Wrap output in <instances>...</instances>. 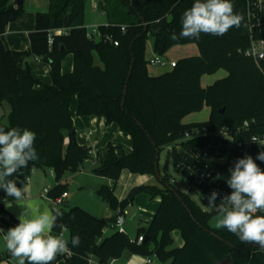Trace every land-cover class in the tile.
Masks as SVG:
<instances>
[{
	"label": "trees",
	"instance_id": "1",
	"mask_svg": "<svg viewBox=\"0 0 264 264\" xmlns=\"http://www.w3.org/2000/svg\"><path fill=\"white\" fill-rule=\"evenodd\" d=\"M17 1L22 3L0 11V37L11 22L25 13L23 0ZM88 1L50 0L49 10L35 15L26 50L8 49L0 38V103L6 99L10 104L8 122L0 127L33 131L38 153L37 160L30 161L27 167L6 180L18 181V187L22 188L32 171L42 168L52 170L57 182L49 189L51 198L67 192L60 183L66 172L81 169L87 160L93 159L92 149L76 139L69 109L75 94L78 115L104 116L108 123H117L120 131L133 138L131 153L120 154L122 148L108 142L97 152L92 168L94 174L112 181L104 184L99 194L115 212L120 202L115 193L116 183L122 171L157 175V151L160 155L163 147L183 139L186 132L206 125L210 134L193 135L183 143L181 151L170 152L175 169L183 175H187L188 170L182 171V166L192 163L196 148H203L207 156L228 149L227 141L218 146L220 141L215 132L223 128L234 132L245 120H254L246 132L249 135L264 133V75L255 61L243 53L250 44L244 0H231L234 13L243 16L239 28L232 27L223 36L201 33L198 40L170 39L172 33H180L181 17L194 0H103L100 10L108 24L99 26L101 35L96 39L88 37L85 25ZM56 30L64 32L55 33ZM148 39L154 41V52L159 55H165L178 44H195L198 54L182 57L174 68L151 75L145 55ZM69 53L74 55L73 72L64 74L62 61ZM95 54L102 66L95 64ZM31 57L50 65L51 84L36 88L40 81L32 74L28 61ZM219 70H225L227 76L204 87L202 76ZM205 107L211 110L208 120L183 121ZM240 137L242 134L235 135V140ZM232 150L237 159L251 155L264 170V162L256 160L259 148L238 154L236 149ZM209 170L214 177L218 174L222 177L219 180L230 193L232 190L226 183L230 175L228 166L210 161ZM160 182V185L139 187L150 199L159 197L160 201L154 216L138 227L134 238L117 229L110 236H104L108 223L101 222L80 206L67 208L58 204L53 210L59 209L62 217L57 220L52 235L60 236L66 228L63 238L69 241L73 254L65 259L63 254H58L51 264H92L93 259L99 264H109L125 251L170 264H218L228 257L227 264H264V249L242 242L226 228L209 226L215 210L209 212L201 208L182 190L184 186L172 190L173 184L166 175ZM199 188L208 190L206 185ZM18 223L19 220L10 215V220L1 224L7 232ZM175 230L181 233L182 246H174ZM75 235H79L81 242L73 248L71 238ZM141 235L144 239L139 242ZM11 257L7 252L0 260Z\"/></svg>",
	"mask_w": 264,
	"mask_h": 264
},
{
	"label": "clouds",
	"instance_id": "2",
	"mask_svg": "<svg viewBox=\"0 0 264 264\" xmlns=\"http://www.w3.org/2000/svg\"><path fill=\"white\" fill-rule=\"evenodd\" d=\"M231 0H194L192 6L181 17L182 29L170 39H200L201 33L223 36L227 31L241 26L243 16L234 13ZM36 134L27 129L0 127V189L7 197L16 201L24 200L27 188L18 187L11 177L19 169L27 167L30 161L38 159L34 147ZM256 160L264 162V150ZM230 175L226 183L232 190L221 195L213 190L205 199L208 207L219 212L222 217L215 225L226 228L245 243H254L264 249V170L251 155L238 158L228 169ZM214 179H222L218 174ZM219 199V203H217ZM7 207L12 205L6 204ZM62 217L59 209L48 210L27 204L17 216L19 223L7 230L3 237L11 256L18 258L19 264H51L58 254L70 253L69 241L62 236L52 235L57 220ZM79 235L71 238V246L80 245Z\"/></svg>",
	"mask_w": 264,
	"mask_h": 264
},
{
	"label": "crops",
	"instance_id": "3",
	"mask_svg": "<svg viewBox=\"0 0 264 264\" xmlns=\"http://www.w3.org/2000/svg\"><path fill=\"white\" fill-rule=\"evenodd\" d=\"M12 1H14V0H0V11L9 9L13 5H15L14 3H12ZM100 1L101 0H89L87 3L86 13H85V25H86L87 29H89V27H91L92 25H95V24L97 26H102V25L108 24L107 23L108 21L106 20V15L104 14V12H102L100 9H98L99 8L98 4ZM23 3L25 4V13L20 18H18L16 21L11 22L8 25L6 31L0 37L2 39L4 45L8 49H13V50H26V49H28L29 44H30L29 33L34 29V25L36 22L35 21V15L37 12H47L49 10L50 0H23ZM102 5H103V3H102ZM96 13L98 15L95 17L94 21H91L90 16L95 15ZM102 18L105 20L101 21ZM153 42L154 41L152 39H148L146 42L145 55H146L147 59L152 58L156 54L154 52V49H153ZM173 50L175 51L174 57L171 56ZM197 54H198L197 45H195V44H185V45L178 44V45H175L174 47H172L165 54V55H167L166 57L164 55L163 56L165 58L172 60V61H175V60L177 61L178 59H180L182 57L194 56ZM96 58H98L99 61H97ZM28 61H29V64L31 65V68H32V74L34 75V77L36 79H38L40 81V84L36 85L37 89L43 87L42 84H51L52 83V78H51V74H50L51 67L47 62H44L41 59L34 58V57L29 58ZM94 61H95L96 65L102 66V63H101L97 54L94 55ZM73 62H74V55L72 53L67 54L66 57L62 61V72L64 74L73 72ZM155 67H157V66H155ZM149 73L151 75H155V74H152L150 71H149ZM206 75H208V74H206ZM206 75H203L202 78ZM201 82H202V80H201ZM204 87H206V86H204ZM207 108H208V113L210 115L211 110L209 107H205V109H207ZM69 109H70V113L72 115L73 122H74V129L76 131V139L80 144L87 145L92 149V152H94L93 159H92L93 161L96 159L97 152L102 147H104L108 142H112L113 144L120 146L122 148L119 150L120 154L123 152L131 153L133 151V141H132L133 138H131V136L129 134H127L123 131H120L117 123H115V122L108 123V121L106 120V118L104 116H99V115H93V116L92 115H82V116H80L77 114V109H78L77 94H75L72 97ZM203 110L201 112H203ZM201 112L192 113V114L186 116L184 119H187L188 117L194 116V114L197 115ZM7 122H8V118L6 119V121L3 122V124H6ZM191 122H199V120H193ZM191 122H188V123H191ZM67 142H68V138L65 140V143H67ZM87 162H89V160H87L85 163H87ZM82 168H84V165ZM92 168H93V166L91 167V169ZM38 170L41 171L42 168L38 169ZM47 171L50 172V176H53V174H51V170H42V172L45 174H47L46 173ZM4 179L6 180L7 177H5ZM63 181H64V177L62 178L60 183L64 184ZM26 183L27 184H26L25 188H27L29 190V192H28V195L25 197V199L21 200V201H16L13 197H7L5 192L2 189H0V196L4 197L6 199V201L4 203V209L6 210V212L8 214L13 215L16 218L21 212V210H20L21 204H24V205L29 204L31 200H36V201L40 200V201H38L39 204L40 205L42 204L43 207L45 206L44 203L39 198V196L37 194H35V192H34V186L36 185V182H34L29 177L26 180ZM94 183H100L102 186L104 184H106V185L111 184L110 179H107L104 177H99V176H97L95 178ZM56 185H57V182H56ZM97 185H99V184H97ZM45 189H48V188L43 189V191L41 193L42 197H47V196L43 195ZM68 196H69V194L64 199L65 205L67 204L66 199ZM117 197L119 198V201L122 199V197H120L118 195H117ZM48 198L49 199L51 198L49 196V194H48ZM159 201H160L159 197L154 198V200H152V201H148L149 203H148V205H146V210L142 211L143 213L145 212L144 214L146 216H144V218H143V216H141L142 218L140 219V222L146 223L147 221H150V219L154 216V214L157 210V207L159 205ZM131 202H130V204H131ZM6 204H10L12 206L7 207ZM40 205H39V208H40ZM127 207L125 208V213L127 212ZM117 212L119 214H121L119 209H118V211H116V212L113 211L112 213H110L109 216L110 215H111V217L116 216L115 218H117L119 215V214L117 215ZM125 213H124V215H125ZM105 219H108V217H106ZM115 229H116V227L112 223H108V225L105 227V230H104V236H110L114 232ZM125 232L127 233L126 229H125ZM129 236L131 238L136 237L135 235L132 236L130 234H129ZM0 237H1L2 243L5 247V248H3L2 252L0 253V257H2L3 255H5L8 252V250L6 248L5 242L3 240V236L1 234H0ZM173 237H174V240H175V243L177 244V246L183 245V239L181 237V233L179 230L173 231ZM93 260H95V259H93ZM93 260H92V262H93ZM157 261L158 260L155 259L154 257L146 258L142 255L131 254L130 252L125 251L119 259L114 260V263L115 264H170V262L162 263V262H159V261L157 262ZM96 263L99 264L98 262H96ZM14 264H19V261L14 262Z\"/></svg>",
	"mask_w": 264,
	"mask_h": 264
},
{
	"label": "rangeland",
	"instance_id": "4",
	"mask_svg": "<svg viewBox=\"0 0 264 264\" xmlns=\"http://www.w3.org/2000/svg\"><path fill=\"white\" fill-rule=\"evenodd\" d=\"M98 14L90 16V20L94 21L95 17ZM105 19L102 18L101 21H104ZM107 20V17H106ZM175 51H172V55L174 57ZM165 57L167 55H164ZM97 61L98 58H96ZM149 58L148 60H150ZM148 70L155 75H159L167 70H170L169 67H162V66H153L150 63H148ZM227 75V72L225 70H219L218 72L214 74H208L202 78V84L204 86H208L209 84H212L217 79L223 78ZM3 102L0 103V124H3L4 121L8 118V114L10 111V104L9 101L6 99L2 100ZM209 113L208 108L204 109L203 112L199 114H194V116L188 117L187 119H184L183 121L188 123L193 120H199V122H203L208 120ZM201 120V121H200ZM223 136H227L224 134H221ZM182 141V140H181ZM181 141H178L176 143H172L169 146H165L160 151V159H159V176L157 175H151V174H135L130 172L128 169H124L121 173V176L116 183V194L120 197H122L121 200L125 199L130 193L134 191V189L139 188L142 185L146 184H157L160 185V179L161 177H164L165 175L169 179V183L171 185L174 181H181L184 180L185 186L182 187V190L188 193V195L204 210L211 212L212 209L208 207V201L205 199V197L209 196V194L205 193L203 189L199 188L195 184H193L189 178L182 173L178 172L174 165L172 158L170 156V150L177 146L179 148L181 146ZM169 162L168 168L165 169L166 162ZM94 161L89 160V162L84 164V168L78 169L76 171H68L66 172L64 176L63 181V190L67 191L69 196L67 197L66 201L67 204L63 205L67 208L71 206H80L81 208L85 209L87 212L93 214L94 216L105 219L106 217L111 218L110 213L113 212V210L110 208V206L103 201L101 198V195L99 192H96L94 190V186L100 183H94L96 174L92 172L91 167L94 166ZM91 169V170H90ZM2 171V169L0 170ZM47 174L43 173L42 170L39 171L37 168L34 169L30 175V178L36 182V185L34 186V192L39 196L41 201L44 203V207L42 204L40 205L38 201L40 200H31L29 204H31L33 207H39L41 209H48L53 210L54 208H57L59 205L57 202L53 201L51 198L48 197H42L41 193L44 188H52L56 185V180L53 176H50V172L47 171ZM101 177V176H99ZM108 179V178H107ZM109 182V181H108ZM110 183L112 181L110 180ZM26 181L24 182L22 188H25ZM147 197V198H146ZM120 200V201H121ZM154 199H150L149 196L143 192L138 194L135 199L131 202V204L127 207V212L124 217V228L127 230V233L130 235H135L137 228L139 226H142L145 224V222H140L141 216H146L142 211L146 210V205H148V201H152ZM217 203H219V199H217ZM27 204H21L20 210L22 211V207L26 206ZM216 211V210H215ZM115 212V211H114ZM119 213L117 212V215ZM120 215V214H119ZM118 215V216H119ZM122 215V214H121ZM116 217V216H115ZM219 212L216 211L212 214V217L209 220V226L211 228L217 229L215 227L217 221L221 219ZM174 246H177L175 243ZM4 245L2 243L1 237H0V253L3 250ZM18 261V258L11 257L8 260H0V264H14V262ZM96 260H93L92 264H97L95 262ZM158 262V261H157ZM221 262V261H220Z\"/></svg>",
	"mask_w": 264,
	"mask_h": 264
},
{
	"label": "built area",
	"instance_id": "5",
	"mask_svg": "<svg viewBox=\"0 0 264 264\" xmlns=\"http://www.w3.org/2000/svg\"><path fill=\"white\" fill-rule=\"evenodd\" d=\"M245 1V17L247 23V31L250 38V44L247 49L243 51L244 55L251 57L259 70L264 75V0H244ZM124 30V27L122 28ZM64 30H56L55 33H63ZM88 37L92 38H100V29L99 26L92 25L88 29ZM50 42L52 41L51 36L49 37ZM115 45H118L117 41L113 42ZM176 60L172 61L168 58H165L163 55L155 54L150 60L149 63L153 66H162V67H169L174 68L176 66ZM254 120L249 121L245 120L242 125H240L234 132H229L228 129L223 128L217 132L216 135L219 137V145L223 146L224 142H228V149L221 153L218 150L217 155L207 156L203 148H196L193 154V161L189 165L184 164L182 166V171L187 168V176L189 180L195 184L196 186L206 185L207 191L205 193L211 194L213 190L218 191L221 195L223 194H230L228 192V187L223 185L219 179H214L212 172L209 170V164L211 162H215L221 165H227L228 169L234 165L236 161V154H232V149H236L237 154L244 152L246 149L252 148H259V152L264 150V133L261 134H251L249 135L246 131L249 130L251 124ZM208 135L210 134L209 128L205 125L202 127H196L191 131L186 132L185 137L178 141H181V146L177 148L174 146L170 152H173L174 149L182 150L184 148L183 143L188 141L193 135ZM221 134L227 135L223 136ZM242 134V137L235 140V135ZM177 141V142H178ZM176 143V142H175ZM174 144V143H173ZM91 154L93 155L94 152L91 150ZM96 163V160H94ZM174 165V164H173ZM175 167V166H174ZM82 169V168H81ZM51 174L53 171L51 170ZM49 189H45L43 195L48 197ZM68 195L67 192H64L61 196L56 198H51L53 201L57 202L58 204H64V199ZM6 199L0 196V234L4 237L6 234L3 225L1 224L2 221L10 220V214L6 212L4 209V203ZM125 213V212H124ZM124 214H120L115 220L113 224L117 230L121 232H125L124 228ZM60 236H66V228H63L62 233ZM144 239L143 235L139 236L138 241L142 242ZM72 251L70 253L63 254L65 258L72 256ZM63 259V260H64ZM150 260V259H149ZM92 262V261H91ZM26 264V263H25ZM57 264H62L58 262ZM109 264H115L114 260H112Z\"/></svg>",
	"mask_w": 264,
	"mask_h": 264
},
{
	"label": "water",
	"instance_id": "6",
	"mask_svg": "<svg viewBox=\"0 0 264 264\" xmlns=\"http://www.w3.org/2000/svg\"><path fill=\"white\" fill-rule=\"evenodd\" d=\"M12 3H22V1H17V2H15V0H14V1H12ZM102 3H103V1L101 0V1L99 2V4H98V7H99L98 9L102 8V7H101V6H102ZM129 73H131V70H130ZM126 92H127V84L125 85L124 97H125ZM122 105L124 106V100H123V102H122ZM159 159H160V155H159V151H157V156H156V161H155V165H156V174H157V176H159ZM168 165H169V162L167 161L166 164H165V169L168 168ZM14 182H15V183L17 184V186H18V184H19L18 181H14ZM182 186H185L184 180H181V181H174L172 187H170V188H171L172 190H174V188L179 189V188L182 187ZM102 187H103V186H102L101 184L96 185V186H94V190H95L96 192H100V190H101ZM140 193H141L140 188H136V189H134V191H133L132 193H130V195H129L128 197H126L125 199H123V200H121V201L119 202V211H120L121 214H124V212H125V208H126V207L130 204V202L133 201V200L135 199V197H136L138 194H140ZM213 211H214V210L212 209V212H213ZM115 220H117V219H115V217H111V218H109V219H100L101 222L112 223V224L115 223ZM229 261H230V257H228V258H227L226 260H224V261L218 262V264H227Z\"/></svg>",
	"mask_w": 264,
	"mask_h": 264
}]
</instances>
